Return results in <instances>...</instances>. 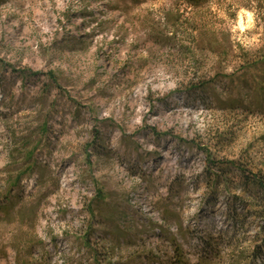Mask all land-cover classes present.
<instances>
[{
    "label": "rangeland",
    "instance_id": "obj_1",
    "mask_svg": "<svg viewBox=\"0 0 264 264\" xmlns=\"http://www.w3.org/2000/svg\"><path fill=\"white\" fill-rule=\"evenodd\" d=\"M261 89L264 0H0V264H264Z\"/></svg>",
    "mask_w": 264,
    "mask_h": 264
},
{
    "label": "trees",
    "instance_id": "obj_2",
    "mask_svg": "<svg viewBox=\"0 0 264 264\" xmlns=\"http://www.w3.org/2000/svg\"><path fill=\"white\" fill-rule=\"evenodd\" d=\"M182 1L189 3L193 6H200L203 4V2H205L207 0H182ZM206 83L202 82L200 80V81L192 84L191 86H193L194 88H201L202 89L205 87ZM261 93H262L263 98H261V102L258 103V107H259L260 111L264 112V90L263 89H261ZM225 101L226 102H224V104L222 106L224 109H226V108L234 109V108H237L238 106L239 107L242 106V103H243V102L241 103V101H239V100H232V99L231 100H225ZM33 148H34V144H31L30 141H24L22 144V150L21 151L17 150V154L21 155V156H25V159L21 165L23 167L19 166L18 164H13V166H9V167H13V168H11L9 175H8V179H7L8 189L5 192L6 195L10 194V192L13 190V188L15 186L16 187L20 186V182H21L23 177L31 175L34 171L37 170V167H36L37 165L33 160V156H34V153L32 152ZM25 149H27V150H25ZM218 166H220L219 168H223L224 166L234 167L238 172L242 173L243 180L245 183V187L247 189H249L250 187H253V188L255 187V188L259 189V191H262L264 193V174L261 173L260 171H255L254 173L252 171H246L241 165H237L233 161L219 163ZM19 168H20V170H18ZM16 170H18V171L15 172ZM99 196H101V195H99ZM14 197L18 198L17 196H14ZM95 202H97V204L102 203L103 199H101V197H100L98 199V201H95V200L91 201L92 205H91V208H89V210L91 211V213L94 216L97 215V212L101 213L99 211V207H98L99 204L97 205V204H95ZM95 206H97V207L95 208ZM106 219L108 221H111L114 219V216L113 217L106 216ZM90 224H89V229L85 232V235H84L86 239H88L90 237V235H92L94 230H95L94 226H91ZM217 244L218 243L216 241L214 242L213 239H211L209 242H207V251H210V249L213 247L214 249L212 251L214 253L215 258L220 256L219 250L215 248V246ZM90 251H91V249H90ZM176 252L178 255L177 259L181 260L184 258L185 253H182L183 251H180V246ZM252 255H248L249 256L248 259L250 258V256L252 258ZM93 256H94V254H93ZM205 256L207 258L210 257V253L209 254L206 253ZM94 258H95V256H94ZM94 261L98 262L97 258H95ZM231 262H233V264H236L234 262V260H232ZM243 264H246V263H243Z\"/></svg>",
    "mask_w": 264,
    "mask_h": 264
}]
</instances>
